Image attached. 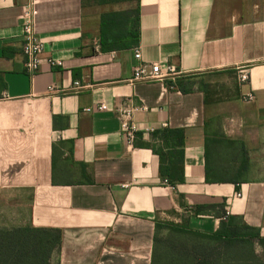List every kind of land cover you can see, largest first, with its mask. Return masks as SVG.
I'll use <instances>...</instances> for the list:
<instances>
[{
    "label": "crops",
    "instance_id": "1",
    "mask_svg": "<svg viewBox=\"0 0 264 264\" xmlns=\"http://www.w3.org/2000/svg\"><path fill=\"white\" fill-rule=\"evenodd\" d=\"M30 1L0 0V227L59 228L52 264H152L158 224L214 233L235 217L264 238V0H33L35 74ZM135 7V47L175 69L164 81L131 82L135 47L102 46V14Z\"/></svg>",
    "mask_w": 264,
    "mask_h": 264
},
{
    "label": "trees",
    "instance_id": "2",
    "mask_svg": "<svg viewBox=\"0 0 264 264\" xmlns=\"http://www.w3.org/2000/svg\"><path fill=\"white\" fill-rule=\"evenodd\" d=\"M107 3L111 2L100 0L97 4ZM101 33L104 50L137 46L140 37L138 8L102 14ZM172 175L176 176L170 178L172 182L182 181L183 167L178 168L175 166ZM166 226H171L172 231L177 234H194L215 241L219 245L221 244L220 250L218 252L212 251L213 255L210 254L208 261H196L186 255L187 253L179 255L176 253L177 250L169 249L170 245L162 246L159 232L160 228ZM254 240H258L262 245L264 244V238L261 236L259 229L251 227L235 217L221 220L220 227L214 233L191 230L176 224H158L154 239L152 264H166L167 260L174 255H178L177 260L182 261V264H249V260L245 255L247 249L250 250L252 247ZM61 241L62 231L59 228L0 227V264H52V255L60 248ZM197 249L207 251L208 248L201 244L197 246ZM251 251L254 254L253 248ZM235 254H239V257L235 258Z\"/></svg>",
    "mask_w": 264,
    "mask_h": 264
},
{
    "label": "built area",
    "instance_id": "3",
    "mask_svg": "<svg viewBox=\"0 0 264 264\" xmlns=\"http://www.w3.org/2000/svg\"><path fill=\"white\" fill-rule=\"evenodd\" d=\"M34 2L31 0L27 5L23 13V31H24V43L22 46L23 54L26 57V70L30 74H35L40 70L42 64L41 55L44 51L45 44L37 35L34 27ZM135 58L138 62L134 74L130 79L131 82L135 81H146V82H159L164 81L176 74L175 69L172 65H168L165 68L160 63H148L143 59L142 51L140 47L134 48ZM52 64H61V61L50 60ZM242 80H247V73H242ZM73 90L82 88L79 81L74 82ZM53 87H50L52 90ZM1 98V97H0ZM97 110H106L107 105L100 103L96 106ZM91 111V108L87 109ZM118 114L121 119L122 126L124 128L125 135L129 140H132L136 136L137 126L131 121V110L128 108H121L118 110ZM163 183L166 188L170 190H176L177 183L172 182L170 178H164Z\"/></svg>",
    "mask_w": 264,
    "mask_h": 264
},
{
    "label": "rangeland",
    "instance_id": "4",
    "mask_svg": "<svg viewBox=\"0 0 264 264\" xmlns=\"http://www.w3.org/2000/svg\"><path fill=\"white\" fill-rule=\"evenodd\" d=\"M99 1L100 0H84V5L85 6H96L98 5L97 3ZM108 1L111 2L109 3V5H112L114 7L128 6V4H131L134 6V2L132 1H124V0H108ZM235 80L237 82V78H235ZM259 158L262 161V155H260ZM260 166L261 164H259V168ZM262 166L264 167V164H262ZM159 238H161V243L163 247H166V245H170L169 249L177 250L176 253H178L179 255L187 253L186 255H188L192 259H195L196 261L198 260L208 261L210 259V254L213 255L212 251L218 252L221 246V244L219 245L217 242L209 240L199 235L187 234V233L177 234L172 231L171 226L160 228ZM201 244L206 246V248H208L207 251L205 250L201 251V249H197V246ZM175 245H178V246L176 247ZM248 246L250 247V245ZM252 248L256 256L251 251ZM177 256L178 255H174L170 257L167 260L166 264H182L181 263L182 261L180 262L177 260ZM245 256L248 258L249 264H264V244L262 245L258 242V240H254L252 247L250 248V250L247 249V253ZM238 257H239V254H235V258H238Z\"/></svg>",
    "mask_w": 264,
    "mask_h": 264
}]
</instances>
